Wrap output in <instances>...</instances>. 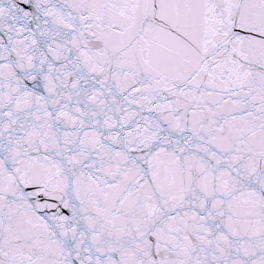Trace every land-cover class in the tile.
<instances>
[{"label":"snow or ice","instance_id":"obj_1","mask_svg":"<svg viewBox=\"0 0 264 264\" xmlns=\"http://www.w3.org/2000/svg\"><path fill=\"white\" fill-rule=\"evenodd\" d=\"M0 264H264V0H0Z\"/></svg>","mask_w":264,"mask_h":264}]
</instances>
